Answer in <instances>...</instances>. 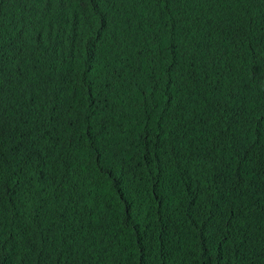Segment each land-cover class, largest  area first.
<instances>
[{
  "label": "trees",
  "instance_id": "16d2710c",
  "mask_svg": "<svg viewBox=\"0 0 264 264\" xmlns=\"http://www.w3.org/2000/svg\"><path fill=\"white\" fill-rule=\"evenodd\" d=\"M101 2L17 89L38 33L4 18L0 264H264V0Z\"/></svg>",
  "mask_w": 264,
  "mask_h": 264
},
{
  "label": "clouds",
  "instance_id": "9594fccd",
  "mask_svg": "<svg viewBox=\"0 0 264 264\" xmlns=\"http://www.w3.org/2000/svg\"><path fill=\"white\" fill-rule=\"evenodd\" d=\"M91 1V2H86ZM103 0H0V50L14 47L18 36L7 30L4 18L19 16L31 19L38 37L25 48L19 65L24 70L21 80L15 78L8 84L17 89V83L38 82L46 79L45 74L58 80L62 71L75 67L87 46V38L77 32L76 12L88 4L98 8L101 17L110 7ZM261 15L264 11L256 10ZM17 82V83H16Z\"/></svg>",
  "mask_w": 264,
  "mask_h": 264
},
{
  "label": "bare ground",
  "instance_id": "6f19581e",
  "mask_svg": "<svg viewBox=\"0 0 264 264\" xmlns=\"http://www.w3.org/2000/svg\"><path fill=\"white\" fill-rule=\"evenodd\" d=\"M262 16L264 17V15L262 14ZM2 31V27L0 26V33ZM46 76V79L45 80H50V78H52V76H48V74H45ZM45 80H42V81H45ZM38 82H41V81H38Z\"/></svg>",
  "mask_w": 264,
  "mask_h": 264
}]
</instances>
